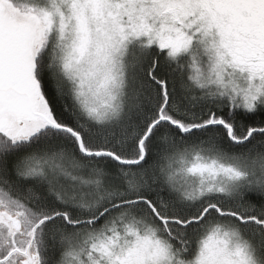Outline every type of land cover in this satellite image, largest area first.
Wrapping results in <instances>:
<instances>
[{"label": "snow or ice", "instance_id": "snow-or-ice-1", "mask_svg": "<svg viewBox=\"0 0 264 264\" xmlns=\"http://www.w3.org/2000/svg\"><path fill=\"white\" fill-rule=\"evenodd\" d=\"M0 264H264V0H0Z\"/></svg>", "mask_w": 264, "mask_h": 264}]
</instances>
